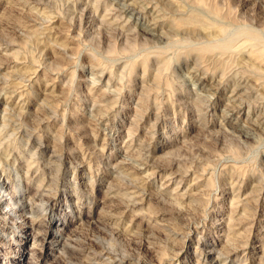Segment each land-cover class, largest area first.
<instances>
[{
	"label": "rangeland",
	"instance_id": "obj_1",
	"mask_svg": "<svg viewBox=\"0 0 264 264\" xmlns=\"http://www.w3.org/2000/svg\"><path fill=\"white\" fill-rule=\"evenodd\" d=\"M262 56L264 0H0V152L18 169L0 176V264H105L78 250L103 221L130 264H264ZM36 156L63 160L31 221L6 204L16 184L42 198Z\"/></svg>",
	"mask_w": 264,
	"mask_h": 264
},
{
	"label": "bare ground",
	"instance_id": "obj_2",
	"mask_svg": "<svg viewBox=\"0 0 264 264\" xmlns=\"http://www.w3.org/2000/svg\"><path fill=\"white\" fill-rule=\"evenodd\" d=\"M32 1V0H31ZM39 1V0H38ZM48 1V0H47ZM120 1V0H119ZM46 2V1H45ZM101 2V1H100ZM155 2H157V1H155ZM36 3H38V2H36ZM102 3V2H101ZM165 3V2H164ZM46 4V3H45ZM62 4H63V2H62ZM96 4H98V3H96ZM95 4V5H96ZM123 4V3H122ZM53 5V4H52ZM74 6V5H73ZM108 6V5H107ZM126 6V5H125ZM48 7V6H47ZM113 7V6H112ZM122 7V6H121ZM124 7V6H123ZM75 8V7H74ZM117 8V7H116ZM115 8V9H116ZM169 8V7H168ZM94 9V8H93ZM110 9V8H109ZM119 9V8H118ZM164 10H165V8H164ZM170 10H171V8H170ZM179 10V9H178ZM113 11V10H112ZM115 11V10H114ZM86 12V11H85ZM70 13V12H69ZM76 13V12H75ZM176 13V12H175ZM66 14V13H65ZM105 14V13H104ZM111 14V13H110ZM167 14V13H166ZM229 15V14H228ZM67 16V15H66ZM181 16V15H180ZM191 16H193V14L191 15ZM198 16V15H197ZM162 17V16H161ZM195 17V16H194ZM70 18V17H69ZM169 18V17H168ZM130 19V18H129ZM187 19V18H186ZM199 19H201V18H199ZM89 20V19H88ZM97 20V19H96ZM108 20V19H107ZM123 20V19H122ZM157 20V19H156ZM168 20V19H167ZM172 20H174V18L172 19ZM184 20V21H183ZM116 21V20H115ZM113 22V21H112ZM89 23V22H88ZM200 23V22H199ZM198 24V22H197V20L195 19V18H192V17H190V19H187V20H185L184 18H182V19H177V20H175V22L173 23V25L175 26V27H177V28H182L183 29V27H185V26H192L193 28L195 27V26H198L197 25ZM209 24V23H208ZM99 25V24H98ZM91 26V25H90ZM105 26H107V25H105ZM155 26V25H154ZM165 26V25H164ZM174 27V28H175ZM198 27H201V26H198ZM24 28V27H23ZM79 28V27H78ZM144 28V27H143ZM186 28V27H185ZM184 28V29H185ZM190 28V27H189ZM193 28H192V30H193ZM202 28H204V27H202ZM201 28V29H202ZM39 29V28H38ZM127 29V28H126ZM152 29V28H151ZM169 29V28H168ZM198 29V28H197ZM87 30V29H86ZM140 30V29H139ZM172 30H173V28H172ZM186 30V29H185ZM190 30V29H189ZM195 30H196V28H195ZM211 30V29H210ZM216 30V29H215ZM167 31V30H166ZM169 31V30H168ZM80 32V31H79ZM88 32V31H87ZM129 32V31H128ZM190 32V31H189ZM112 33V32H111ZM163 33V32H162ZM171 33V32H170ZM185 32H183V34H184ZM159 34V33H158ZM174 34V33H173ZM182 34V35H183ZM204 34V33H203ZM252 34V33H251ZM254 34V33H253ZM165 35V34H164ZM166 35H168V34H166ZM172 35V34H171ZM132 36V35H131ZM144 36V35H143ZM193 36V35H192ZM164 37V36H163ZM170 37V36H169ZM200 37V36H199ZM201 37H202V35H201ZM177 38V37H176ZM197 38V37H196ZM116 39H117V37H116ZM122 39V38H121ZM127 39H128V37H127ZM136 39V38H135ZM142 39V38H141ZM180 39H182L181 38V36H180ZM184 39V38H183ZM199 39V38H198ZM53 40V39H52ZM173 40H175V39H173ZM205 40V39H204ZM123 41V40H122ZM130 41H132V40H130ZM134 41V40H133ZM139 41V40H138ZM206 41V40H205ZM48 42V41H47ZM140 42V41H139ZM173 42V41H172ZM138 43V42H137ZM53 45H56V44H54L53 43ZM113 45V44H112ZM129 45V44H128ZM226 45V44H225ZM228 46H229V43L227 44ZM226 45V46H227ZM151 46V45H150ZM222 46V45H221ZM227 46V47H228ZM206 47L208 48V47H211V46H207L206 45ZM117 48V47H116ZM115 48V49H116ZM224 48V47H223ZM240 48V47H239ZM199 49H201V48H199ZM197 51H198V49H196ZM163 51V50H162ZM207 51V50H206ZM205 51V52H206ZM116 52V51H115ZM201 52L203 53V51L201 50ZM204 52V53H205ZM238 52H240V51H238ZM198 53H200V52H198ZM203 53V54H204ZM208 53H210V52H208ZM201 54V53H200ZM205 54H207V53H205ZM204 54V55H205ZM254 54V53H253ZM167 55V54H166ZM208 55V54H207ZM212 55V54H211ZM224 55V54H223ZM255 55V54H254ZM202 56V55H201ZM256 56V55H255ZM254 56V57H255ZM151 57V56H150ZM164 57L165 56H162V55H158L157 56V58H158V60H159V63L160 64H166L167 63V60H165L164 59ZM175 57V56H174ZM253 57V56H252ZM257 57V56H256ZM255 57V58H256ZM143 58V60H141L142 62V64H143V71H144V68H146L147 66H149L148 65V62H147V59H148V57L147 56H143L142 57ZM257 58H259V57H257ZM262 58H264L263 56H262ZM225 59V58H224ZM262 60V59H261ZM246 61H248V60H246ZM257 61V60H256ZM223 62V61H222ZM230 62V61H229ZM237 63H238V61H236ZM255 63V62H254ZM257 63V62H256ZM255 63V64H256ZM132 64V63H131ZM209 64V63H208ZM248 64H249V62H248ZM263 64H264V62H263ZM213 65V64H212ZM230 65H232V64H230ZM254 65V64H253ZM132 66V68L134 67V62H133V65H131ZM242 66V65H241ZM247 67V66H246ZM131 68V69H132ZM216 68V67H215ZM250 68H252V67H250ZM170 69V68H169ZM227 69V68H226ZM255 69V68H254ZM249 70V69H248ZM262 71H264V70H262ZM156 72V71H155ZM158 74V73H157ZM243 74V73H242ZM256 74V73H255ZM256 75H258V74H256ZM263 77H264V75H263ZM252 78V77H251ZM256 78V77H255ZM235 81H237V80H235ZM228 83H229V81H228ZM240 83V82H239ZM245 83V82H244ZM236 85V84H235ZM243 85V84H242ZM260 86V85H259ZM210 87V86H209ZM244 87V86H243ZM261 87V86H260ZM237 88V87H236ZM239 90V89H238ZM252 90V89H251ZM261 92V91H260ZM105 93V92H104ZM250 93V92H249ZM258 94H260V93H258ZM257 94V95H258ZM104 95H107V94H104ZM230 95V94H229ZM102 96V95H101ZM249 96V95H248ZM259 96V95H258ZM259 98V97H258ZM262 98V97H261ZM251 99V98H250ZM253 99V98H252ZM90 100V99H89ZM245 100H246V98H245ZM105 101V100H104ZM94 103V102H93ZM233 103V102H232ZM110 104V103H109ZM234 104V103H233ZM104 105V104H103ZM105 105H107V107H108V104L107 103H105ZM104 105V106H105ZM259 105V104H258ZM229 107V106H228ZM20 109V108H19ZM46 110V109H45ZM13 111V110H12ZM258 111V110H257ZM236 112V111H235ZM259 113V112H258ZM263 113V112H262ZM9 114V113H8ZM10 114H12V113H10ZM19 114V113H18ZM17 114V115H18ZM260 114V113H259ZM28 115V114H27ZM2 116V115H1ZM5 116V115H4ZM13 116V115H12ZM256 116H257V114H256ZM15 117V116H14ZM19 117V116H18ZM23 117V116H22ZM259 117V116H258ZM1 118V117H0ZM263 118V117H262ZM260 119V118H259ZM8 120V119H7ZM225 120V119H224ZM1 121V120H0ZM13 122V121H12ZM11 122V123H12ZM16 122V121H15ZM260 123V122H259ZM1 124V123H0ZM2 125V124H1ZM13 125V124H12ZM3 126V125H2ZM21 126V125H20ZM253 126V125H252ZM12 128V127H11ZM26 129V128H25ZM225 130V129H224ZM232 130H233V128H232ZM5 131V130H4ZM26 131V130H25ZM239 132V131H238ZM5 133H7V132H5ZM22 133V132H21ZM24 133V132H23ZM27 133V132H26ZM84 133V132H83ZM237 133V132H236ZM25 134V133H24ZM32 134V133H31ZM27 135V134H26ZM244 135V134H243ZM246 136V135H245ZM23 137V136H22ZM35 137V136H34ZM50 137V136H49ZM247 137V136H246ZM26 138H28V137H26ZM30 138H31V136H30ZM239 138V137H238ZM247 139V138H246ZM26 140V139H25ZM34 140V139H33ZM250 140V139H249ZM37 141V140H36ZM25 142H27V141H25ZM249 142V141H248ZM24 143V142H23ZM36 143V142H35ZM25 144V143H24ZM246 144V143H245ZM26 145V144H25ZM33 146V145H32ZM236 147H238L237 145H236ZM3 151H4V153H6V149H3ZM40 152H41V150H40ZM81 152V151H80ZM241 152V151H240ZM3 156H1L0 157V163H1V165H0V176H7V174H12V172H15V174H17L18 173V169L16 168V169H12V168H9V169H6L2 164H6V163H8V158H6L7 156V154L4 156V154L2 153V151L0 152ZM30 153V152H29ZM51 153V152H50ZM50 153H49V155H48V157H50L51 155H50ZM27 154V153H26ZM40 154V153H39ZM38 154V155H39ZM54 154V153H53ZM29 155V154H28ZM27 155V156H28ZM236 157V156H235ZM27 158V157H26ZM29 158V157H28ZM43 157H41V159H42ZM40 158H38V156H36V157H34L30 162H27L26 163V166L28 167V169L31 167V166H33V165H35V166H33V168L35 167V169L37 170V169H39V168H43V167H45V168H47V174L44 176V174H43V176L39 179V184H38V187H37V190H40L39 191V195H41L42 196V198H40V200H39V202L38 201H35L33 198H31L30 196H26V197H24L22 194L21 195H18V193H20V188L18 187V184H16L17 186L15 187V190L13 191V193L11 194V196H9L8 197V199H9V201H8V203L6 204L7 206H9L10 208V210L11 211H14V207H15V205H17L16 207H18V210H21V214L23 215V216H25V218H23V219H28V218H31V221H32V219H33V217L34 216H36V215H39L41 212H42V210H44V211H47V206H46V204L48 205V201L50 200V198H51V194L49 193V191L48 190H50V187L53 185V187H54V185H57V183L59 182V176L58 175H56V174H54L53 173V170H55V169H57L60 165H62V157H60V156H57L55 159H53V160H46L45 162L44 161H42ZM49 159V158H48ZM45 160V159H44ZM57 161V162H56ZM58 161H60V162H58ZM147 161V160H146ZM58 164V167L55 165V164ZM155 163V162H154ZM157 163H160V162H157ZM156 164V163H155ZM154 165V164H153ZM152 166V165H151ZM21 167V166H20ZM125 167V166H124ZM154 168V167H153ZM152 168V169H153ZM156 168H157V170H165V168L163 167V165L162 164H157L156 165ZM44 169V168H43ZM115 169V168H114ZM112 170V169H111ZM46 171V170H45ZM116 171V170H115ZM28 172V171H27ZM112 172V171H111ZM110 172V173H111ZM43 173V172H42ZM126 174V173H125ZM42 175V174H41ZM133 175V174H132ZM61 176V175H60ZM128 176V175H127ZM65 178V177H64ZM5 179V178H4ZM6 180V179H5ZM130 182V181H129ZM18 183V182H17ZM13 184V183H12ZM0 185L1 186H3L4 184L2 183V182H0ZM115 185V184H114ZM262 185V184H261ZM111 186V185H110ZM252 186V185H251ZM250 186V187H251ZM128 187V186H127ZM52 188V187H51ZM123 188V187H122ZM260 191V190H259ZM262 191V190H261ZM47 192V193H46ZM76 192V191H75ZM138 192V191H137ZM79 193V192H78ZM260 193V192H259ZM264 194V193H263ZM34 195V194H33ZM68 196V195H67ZM80 196V195H79ZM136 196V195H135ZM257 196V195H256ZM36 197V196H35ZM40 197V196H39ZM126 199V198H125ZM131 199V198H130ZM263 200H264V198H263ZM5 202V201H4ZM132 202H133V200H132ZM6 203V202H5ZM132 204V203H131ZM5 205V204H4ZM51 206V205H50ZM125 206V205H124ZM6 207V206H5ZM16 209V208H15ZM17 210V211H18ZM10 211V212H11ZM41 211V212H40ZM15 212V211H14ZM39 213V214H38ZM43 215V214H42ZM21 216V215H20ZM45 216V215H44ZM175 216V215H174ZM22 217V216H21ZM111 217H109V216H104V220H109ZM179 220V219H178ZM24 221V220H23ZM110 223H104V221H103V223H98V224H94L95 225V227H97V230H93V231H95V238H91V239H89V240H82L81 239V241L78 243L79 244V246H78V250H86V249H88V248H93L94 249V247H96L97 245H98V247H99V245L101 246L102 245V250H104L105 251V253L104 254H111L110 255V257L109 258H111V259H108L107 260V262L105 263V264H110L111 262H113L112 260H115L116 258L115 257H119V261L120 262H129L128 264H130L131 262H132V257L130 256V255H127V254H125V255H119V252H115L114 250H112L111 248H110V246H106L104 243H106L105 242V240H104V238L101 236V234H100V232H103V233H105V234H109V235H107V236H110L111 235V237L112 236H114L115 234H117L118 233V229L117 228H111V226L109 225ZM112 225V224H111ZM115 230H118V231H116L115 232ZM102 233V234H103ZM104 234V235H105ZM80 236V235H79ZM107 236H105V237H107ZM132 236V235H131ZM67 238V237H66ZM78 239H79V237H77V238H74V241H78ZM84 239V238H83ZM58 240V239H57ZM72 240V239H71ZM65 241V240H64ZM138 242V241H137ZM64 243H66V242H64ZM64 243H62V244H64ZM74 243H76V242H74ZM140 243V242H139ZM72 244V243H71ZM70 244V246H73V245H71ZM74 245H76V244H74ZM142 246H147L145 243H143V244H141ZM75 246H73V248H74ZM77 248V247H76ZM66 250H68V249H66ZM73 250H76V249H72V250H70L69 252H67V258H65L64 260H65V264H86V262H88V261H84V260H80L79 259V256H78V253H75ZM65 252V251H64ZM217 252V251H216ZM66 254V253H65ZM112 254H114V255H112ZM218 255V254H217ZM202 256H203V261L205 262V263H211L212 261H214L217 257L216 256H214L213 254H210V252L209 251H203V253H202ZM65 257V256H64ZM63 257V258H64ZM113 257V258H112ZM115 258V259H114ZM62 261V260H61ZM90 262V261H89ZM122 264V263H121Z\"/></svg>",
	"mask_w": 264,
	"mask_h": 264
}]
</instances>
